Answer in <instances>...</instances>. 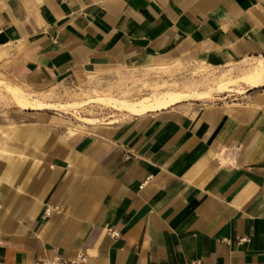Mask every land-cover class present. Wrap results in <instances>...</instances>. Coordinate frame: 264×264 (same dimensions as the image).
<instances>
[{
  "label": "crops",
  "instance_id": "1",
  "mask_svg": "<svg viewBox=\"0 0 264 264\" xmlns=\"http://www.w3.org/2000/svg\"><path fill=\"white\" fill-rule=\"evenodd\" d=\"M262 57L264 0H0V81L33 94ZM245 86L76 126L0 117V264H264V84Z\"/></svg>",
  "mask_w": 264,
  "mask_h": 264
},
{
  "label": "rangeland",
  "instance_id": "2",
  "mask_svg": "<svg viewBox=\"0 0 264 264\" xmlns=\"http://www.w3.org/2000/svg\"><path fill=\"white\" fill-rule=\"evenodd\" d=\"M241 75H247L256 80L264 77V60L257 63L256 61L243 62L219 70L199 65L173 63L153 67L149 71H122L104 76H88L80 81L65 82L35 94L7 85L23 92L29 98H35L45 103L66 105L61 109L48 107L35 108V111L52 114L76 126L82 122H103L126 116L130 112L123 107L120 109L119 105L117 106L118 101L124 104L141 103L168 90L201 93L203 95L198 99L202 100L217 99L226 93L233 92V90L240 92L246 86L239 81L231 84L230 90L226 93L223 91L224 94L217 92L216 88L219 85L218 82L237 79ZM97 98L104 101H95L94 99ZM196 98L188 97L186 99ZM108 100L112 102L116 100L117 103L115 105ZM21 109L24 107L18 106L5 84L0 83V117L8 118L11 123L10 119Z\"/></svg>",
  "mask_w": 264,
  "mask_h": 264
},
{
  "label": "bare ground",
  "instance_id": "3",
  "mask_svg": "<svg viewBox=\"0 0 264 264\" xmlns=\"http://www.w3.org/2000/svg\"><path fill=\"white\" fill-rule=\"evenodd\" d=\"M241 82L243 85H247L249 87H254L256 85L264 84V77L260 78L259 80H256L252 77H249L247 75H241L237 79H231V80H226V81H220L218 82L219 85L216 88L217 92H223V91H228L230 90V85L235 83V82ZM0 83H4L1 82ZM5 87L9 90L10 95L14 99L15 103L20 106V107H28V108H35V107H41V106H50L53 108L61 109L63 108V104H53V103H45L42 102L38 99H31L27 97L23 92L16 90L10 86H8L6 83ZM158 95V94H157ZM203 94L201 93H193L190 91H181V90H168L163 92L159 96H155L153 99H149L147 101H143L141 103H136V104H124L122 102L118 101L117 106L119 105L120 109L121 107L125 108L127 111L130 112V114H142L145 111L153 108H158V107H163L167 106L173 102H176L181 99H186L188 97H197L199 98ZM148 99V98H146ZM95 101H104L101 98L94 99ZM110 103H113L116 105V100L115 102H112L111 100H108ZM142 101V100H141ZM113 106V105H112ZM116 108V106H114ZM124 110V109H123ZM128 112V113H129Z\"/></svg>",
  "mask_w": 264,
  "mask_h": 264
},
{
  "label": "built area",
  "instance_id": "4",
  "mask_svg": "<svg viewBox=\"0 0 264 264\" xmlns=\"http://www.w3.org/2000/svg\"><path fill=\"white\" fill-rule=\"evenodd\" d=\"M107 232L112 237H116L118 235V231L112 228H107ZM242 240H246V238H242ZM85 263V255H79L76 258L63 260L59 257H52L48 259L38 260L35 262V264H84ZM182 264H201V261L199 259H192L188 263H182Z\"/></svg>",
  "mask_w": 264,
  "mask_h": 264
}]
</instances>
